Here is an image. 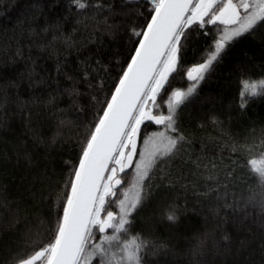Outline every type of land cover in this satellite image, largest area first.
Returning <instances> with one entry per match:
<instances>
[{
    "label": "trees",
    "instance_id": "trees-1",
    "mask_svg": "<svg viewBox=\"0 0 264 264\" xmlns=\"http://www.w3.org/2000/svg\"><path fill=\"white\" fill-rule=\"evenodd\" d=\"M85 2L89 6L77 10L72 0H0V264H10L14 256L34 255L53 238L57 195L64 191L70 173L65 162L78 163L84 127L98 107L91 101L95 92L89 90L88 82L112 83L119 69L116 61L127 52L125 31L133 23L140 24L139 13L145 10L143 0ZM105 17L109 24L122 25L114 35L103 24ZM49 24L54 27L45 31ZM205 31L194 30L186 42L185 67L208 55L218 30L209 35ZM245 79H264V25L230 43L195 97L177 109L179 131L190 143L183 145L181 155L160 165L171 173L169 179L161 180L157 169L148 181L145 191L151 189L150 195L133 214L128 234L162 242L169 251L153 255L148 249L143 264H201L204 260L222 264L212 255L194 256L193 249L207 234L220 240L224 232L217 229L223 228L225 219L234 242H251L240 259L264 264L256 211L248 209L251 228L236 230L230 226L234 214L223 208V201L218 205L214 192L210 198L202 195L208 188H219L231 204L259 190V179L248 162L264 156V96L247 99L241 108L240 82ZM73 86L82 95L70 97L65 89ZM187 87L181 72L171 78L169 92ZM157 129L148 125L142 135ZM141 143L142 139L138 147ZM43 173L47 178L36 182L34 178ZM121 176L124 183L115 200L122 198L133 180V169ZM210 176L214 179L209 180ZM169 206L178 209L175 224L163 218ZM217 207L218 215L212 212ZM109 210H117L115 203Z\"/></svg>",
    "mask_w": 264,
    "mask_h": 264
},
{
    "label": "snow or ice",
    "instance_id": "snow-or-ice-1",
    "mask_svg": "<svg viewBox=\"0 0 264 264\" xmlns=\"http://www.w3.org/2000/svg\"><path fill=\"white\" fill-rule=\"evenodd\" d=\"M72 5L77 10L89 6L85 0H72ZM143 5L140 24L133 23L125 31L127 52L123 60L116 61L119 69L112 83L88 82L89 90L95 92L91 101L98 107L92 122L84 127L78 163L65 162L70 173L64 191L57 195L53 238L34 255L14 256L10 264H36L38 260L41 264H93L97 259L99 264H143L148 249L153 255L169 251L166 244L146 240L141 234L129 236L132 216L150 195L151 189L146 192L145 186L156 170L160 169L161 180L169 179L171 173L160 165L181 155L183 145L190 143L179 131L177 109L195 97L200 83L230 43L264 25V0H143ZM96 7L102 11L101 6ZM108 11L111 13L112 9ZM103 24L110 35L122 27L109 24L107 17ZM53 27L49 24L45 31ZM213 29L218 31L208 55L202 62L185 67L183 53L191 33L206 30L204 34L209 35ZM181 72L188 87L169 92L171 78ZM83 79L88 81L87 76ZM240 86L241 108L246 106L247 99L264 96V79H245ZM65 91L70 97L82 95L75 86ZM148 125L162 130L143 136V127ZM141 139L142 146L138 147ZM28 160L31 163L30 157ZM248 164L259 179V190L253 191L247 200L234 199L229 204L227 195L219 194V188H208L202 195L210 198L214 192L217 204L223 201V208L234 214L230 226L236 230L251 228L247 223L251 207L256 211L264 239V156ZM133 166L132 193L125 190L124 198L115 200L124 183L121 174L126 176ZM42 178H47V173L34 179L42 182ZM214 182L220 184L218 179ZM113 203L116 211L109 210ZM239 203L244 207H238ZM220 210L217 207L212 212L218 215ZM177 212L175 206H169L163 218L175 224ZM228 227L229 221L225 219L223 228L217 229L224 232L222 238L216 240L214 234H207L193 249V255H212L221 259L222 264H246V259L240 258L245 256L251 242L248 239L234 242L227 233ZM261 250L264 251V245ZM201 264L209 262L204 260Z\"/></svg>",
    "mask_w": 264,
    "mask_h": 264
},
{
    "label": "rangeland",
    "instance_id": "rangeland-1",
    "mask_svg": "<svg viewBox=\"0 0 264 264\" xmlns=\"http://www.w3.org/2000/svg\"><path fill=\"white\" fill-rule=\"evenodd\" d=\"M158 130H162V129H157L156 131H158ZM140 146H142V143H141ZM136 159H138V157H136ZM134 181H135V176H134V166H133V180L131 181L130 185H129L128 188L126 189V190L129 191V194H131L132 191H133V189H132V185H133ZM123 198H124V197L122 196L121 199H123ZM109 234H111V232H109Z\"/></svg>",
    "mask_w": 264,
    "mask_h": 264
}]
</instances>
